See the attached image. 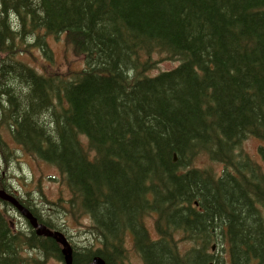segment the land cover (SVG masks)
<instances>
[{"label": "trees", "instance_id": "trees-1", "mask_svg": "<svg viewBox=\"0 0 264 264\" xmlns=\"http://www.w3.org/2000/svg\"><path fill=\"white\" fill-rule=\"evenodd\" d=\"M49 35H64L84 68L40 64L34 49L51 58ZM155 53L181 64L152 75ZM4 129L59 170L70 197L56 207L91 220L86 231L101 248L75 250L74 264L96 255L123 264L130 239L145 264H264V166L234 154L250 136L264 142V0H0L7 164ZM259 153L264 160V145ZM200 155L226 170L193 166ZM10 182L1 176L0 188ZM11 220L4 203L0 264H41L26 248L62 260L52 239ZM178 234L192 244L185 252ZM215 239L228 261L212 254Z\"/></svg>", "mask_w": 264, "mask_h": 264}, {"label": "rangeland", "instance_id": "rangeland-1", "mask_svg": "<svg viewBox=\"0 0 264 264\" xmlns=\"http://www.w3.org/2000/svg\"><path fill=\"white\" fill-rule=\"evenodd\" d=\"M48 41L54 51L53 62L57 69L64 71L67 69L71 71H80L82 68L81 59L76 58L72 51L65 47L63 38L59 41L54 38H49ZM65 53L67 54L66 59ZM36 55L42 58L40 52L37 51ZM152 60L155 62V68L150 71L152 75H156L161 71L171 70L178 65L177 61L168 60L165 55L160 53L153 54ZM68 61H70V63H68ZM40 73L44 74L43 71H40ZM5 133L6 131L4 129L3 134ZM6 140L14 152V157L7 164L2 160L3 156L0 157V177L10 174L11 179L13 178V187L22 194L23 198L32 199L34 205L37 207V209L32 211H34L43 222L47 223L51 227V224H53L57 227L55 228L56 230L64 232L70 239L75 250L80 248V250L84 252L87 249L84 244L91 241L90 235L87 233L86 229L73 222L76 217L75 214L72 217H68L67 215L61 213L56 206L51 204V202L58 200L61 194L64 199L65 197H69L67 188H65L62 184H59L57 181L60 178L59 171L54 166L47 164L44 161L37 159L34 160L30 155L23 152L18 146H16L10 138L6 137ZM83 142L86 144L87 140L83 139ZM262 142V140L248 138L244 142L243 146L245 152L249 154L251 159L264 163V160L260 157L258 152V148ZM193 166L202 170L212 171L216 175H221L222 172L226 170V166L223 164L213 163L209 160V157L203 155H200L195 159ZM0 207L4 208V205L0 204ZM8 212L11 219L15 221L16 226L24 227L26 229V222L14 210L9 209ZM155 217H148L150 220L149 230L151 233H154ZM29 226L30 232L32 233L33 225L29 223ZM29 226H27V228H29ZM23 233L25 234L24 231ZM177 238L179 240L178 246L182 252L191 248L192 244L182 239L184 238L183 234H178ZM212 243L214 245H218V240L215 239ZM127 244L130 245L128 247L129 257L127 262L126 259H124L123 262H126V264H144L141 257L133 250V242L131 239L127 242ZM198 245L199 243L196 244V246ZM217 249L218 251L215 250L216 254L221 255V248ZM25 254L31 257H38L39 261H44V264H63L62 261H59L58 258L54 256H46L42 250L26 251ZM223 258L228 261V257L225 253L223 254Z\"/></svg>", "mask_w": 264, "mask_h": 264}, {"label": "water", "instance_id": "water-1", "mask_svg": "<svg viewBox=\"0 0 264 264\" xmlns=\"http://www.w3.org/2000/svg\"><path fill=\"white\" fill-rule=\"evenodd\" d=\"M0 199L12 204L21 213V215L33 225V228L36 229V233L38 236L52 238L56 240L59 244H61L63 246L62 255L64 257L65 264H73V249L64 234L60 232H54L48 229L45 225L40 224L38 222V219L34 217L33 214L27 208H25L16 198L10 196L2 190H0ZM92 264L106 263L101 258H95Z\"/></svg>", "mask_w": 264, "mask_h": 264}, {"label": "bare ground", "instance_id": "bare-ground-1", "mask_svg": "<svg viewBox=\"0 0 264 264\" xmlns=\"http://www.w3.org/2000/svg\"><path fill=\"white\" fill-rule=\"evenodd\" d=\"M80 70H81V69H80ZM5 131H6V130H5ZM6 132H7V131H6ZM3 135H4V134H3ZM12 152H13V151H12ZM13 154H14V152H13ZM0 157H2L1 154H0ZM2 160H3V159H2ZM3 161H4V160H3ZM4 177H6V175H5ZM16 179H17V178H16ZM11 188H12V184H11ZM0 189H1V188H0ZM1 190L4 191V192H6V191L3 190V189H1ZM214 247H215V246H213V249H214Z\"/></svg>", "mask_w": 264, "mask_h": 264}, {"label": "flooded vegetation", "instance_id": "flooded-vegetation-1", "mask_svg": "<svg viewBox=\"0 0 264 264\" xmlns=\"http://www.w3.org/2000/svg\"><path fill=\"white\" fill-rule=\"evenodd\" d=\"M3 177H4V175H3Z\"/></svg>", "mask_w": 264, "mask_h": 264}]
</instances>
